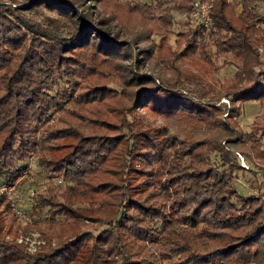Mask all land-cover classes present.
Wrapping results in <instances>:
<instances>
[{
	"label": "trees",
	"instance_id": "trees-1",
	"mask_svg": "<svg viewBox=\"0 0 264 264\" xmlns=\"http://www.w3.org/2000/svg\"><path fill=\"white\" fill-rule=\"evenodd\" d=\"M192 1L0 3V180L27 169L46 184L28 209L46 238L36 252L6 236L18 216L0 192V264H264V187L240 191L231 156L264 134V121L235 119L239 102L264 97V14L258 0H211L205 27ZM171 9L179 50L166 42ZM126 18L130 39L109 25ZM159 45L167 75L140 68ZM231 55L216 85L206 74ZM30 152L47 179L27 168Z\"/></svg>",
	"mask_w": 264,
	"mask_h": 264
},
{
	"label": "rangeland",
	"instance_id": "rangeland-1",
	"mask_svg": "<svg viewBox=\"0 0 264 264\" xmlns=\"http://www.w3.org/2000/svg\"><path fill=\"white\" fill-rule=\"evenodd\" d=\"M10 4L13 5H19L23 3L24 0H9ZM123 2H131L135 3V0H121ZM257 9L259 12L264 14V0H258ZM171 12L174 16V24L172 27V32L167 37L166 42L171 45L172 48L181 49V44H179L178 38V29L180 28V22L183 19L182 14L176 10L171 9ZM158 13V12H156ZM135 19L133 18H126L122 22L115 20H112L109 25L113 28V30H116L120 37L122 38H132L133 33L135 32L136 27L138 26L137 23H135ZM194 25V23H191ZM160 45L154 49V52L152 53L151 58H148L147 56L142 57L141 62V69L149 70L151 69L153 72H155L158 75H167L169 72L166 71L165 68L160 67L165 63H169L172 60V54L166 52L165 50L160 49ZM258 50L261 51L262 46H257ZM179 61L184 63L186 66H190L192 69H197V65L195 63H192V60L194 57L186 56L182 53H180ZM199 55V53H197ZM196 55V56H197ZM198 59L204 60L201 56H198ZM223 57L220 56L216 59V63H220ZM204 63L208 66V62L204 60ZM237 58L235 55H231L228 57L227 62L224 64L222 63L219 68L210 70L207 72L206 77L210 80H212L216 85H220L221 83H225L229 80V78L233 75V72L236 68ZM166 65V64H165ZM190 85L194 84L192 81H188ZM194 87V86H190ZM225 96H221L220 100H225ZM238 103V102H237ZM239 110L240 113L235 116V119L237 123L245 130H248L250 128H254L252 122H258L262 123L264 121V97L262 99H250L248 101L239 102ZM258 136L260 137V141L256 142L257 145L256 150L252 149L250 147V142H247L246 146L249 152V155H245L239 150L235 149V152L231 151V156L234 157V159H238V163L242 165L243 168L237 169V178L235 179L236 187L240 191H243L246 194H255L261 191L264 187V134L261 131L257 132ZM178 147V144H176L174 147L171 148V150H174ZM32 152L29 153L28 156L25 158H28ZM171 157V154H169ZM172 158V157H171ZM211 159L213 162H217L219 160V157L217 154L212 153ZM172 160L170 158H167L166 160H163L158 164V168L160 169L161 178L165 180V177L169 174L167 173L168 168L171 166ZM34 174L37 181H42V179H47V177H44V175L40 172V170L37 168V166L32 165L30 168ZM26 170L24 173H26ZM22 171V172H23ZM21 171H19L15 176H13L11 179H4L6 183L8 184V188L10 189V197H13L10 199L6 192H4V196L9 202V206L11 210L16 213V211L13 210L11 200L12 202L18 205H26L24 201H30V203L34 202V196L36 189L39 190V192L45 193L46 190V184L40 183L37 185H33V193L30 195L32 197L30 199L29 197V191L31 184L28 183L26 175L24 177H20L22 174ZM20 178V179H19ZM19 179V180H18ZM43 179V180H44ZM3 180V179H2ZM25 199V200H24ZM15 204V205H16ZM18 216V214L16 213ZM8 215H6L5 219L7 220ZM84 221H88L87 218L83 219ZM157 224V221H156ZM12 232H8L6 236L8 238H13L15 241L20 242L24 245V247L28 249V245L33 248L35 246L34 252L41 249L42 245L46 243V238L41 232V229L38 224L32 223L26 220L23 216H18L17 221L12 223ZM39 234H38V233ZM29 236V239L32 243L28 241H24L26 237ZM23 240H19V239ZM41 239L40 242L38 240Z\"/></svg>",
	"mask_w": 264,
	"mask_h": 264
},
{
	"label": "built area",
	"instance_id": "built-area-1",
	"mask_svg": "<svg viewBox=\"0 0 264 264\" xmlns=\"http://www.w3.org/2000/svg\"><path fill=\"white\" fill-rule=\"evenodd\" d=\"M212 1L211 0H193L192 1V12H191V17L194 21L198 22V23H201L202 25H204L205 27H209L210 24H211V7H212ZM33 159H34V155L31 154L29 157H28V161H27V168L28 167H31V163L33 162ZM25 171L22 172V174L20 175V177H24L25 176ZM20 179V178H19ZM18 179V180H19ZM58 181H61V177H58L57 178ZM32 187H30V191H29V197L30 195L33 193V185L31 184ZM8 188V184L6 183L5 180H0V192L1 193H4L6 192L8 195V197L10 199H12L13 197H10V189H7ZM32 197H30L31 199ZM25 200V199H24ZM24 203H26V205H18V204H14L11 200V204H12V208L14 211H16V213L18 214V216H23L26 220L29 218V207L31 206V203L30 201H24ZM38 233V232H37ZM39 234V233H38ZM19 240H23V239H19ZM30 243H32L29 239V236L26 237L24 239V241H28ZM41 239L38 240V242H40ZM28 249L30 251H34L36 248L35 246H33V248L31 246H27Z\"/></svg>",
	"mask_w": 264,
	"mask_h": 264
},
{
	"label": "water",
	"instance_id": "water-1",
	"mask_svg": "<svg viewBox=\"0 0 264 264\" xmlns=\"http://www.w3.org/2000/svg\"><path fill=\"white\" fill-rule=\"evenodd\" d=\"M10 2L9 0H0V3H8Z\"/></svg>",
	"mask_w": 264,
	"mask_h": 264
}]
</instances>
